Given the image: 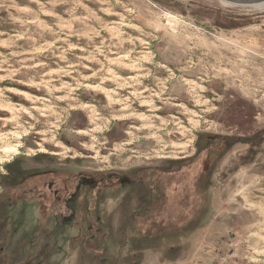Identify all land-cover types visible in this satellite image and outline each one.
I'll list each match as a JSON object with an SVG mask.
<instances>
[{"label":"rangeland","instance_id":"1","mask_svg":"<svg viewBox=\"0 0 264 264\" xmlns=\"http://www.w3.org/2000/svg\"><path fill=\"white\" fill-rule=\"evenodd\" d=\"M41 260L264 264V1L0 0V264Z\"/></svg>","mask_w":264,"mask_h":264},{"label":"trees","instance_id":"2","mask_svg":"<svg viewBox=\"0 0 264 264\" xmlns=\"http://www.w3.org/2000/svg\"><path fill=\"white\" fill-rule=\"evenodd\" d=\"M81 181V180H80ZM78 189V188H77ZM118 189H119V187H118ZM127 190H128V192H129V188H125L123 191H126L127 192ZM66 193H68V191H67V189H65L64 190ZM58 195V194H57ZM127 197L129 198V200H131L132 199V197H131V194H127ZM150 198V197H149ZM57 203H58V201H57ZM136 212L137 211H135V209H133V211H132V214L128 217L129 218V220H132L133 219V217L135 216V214H136ZM127 218V219H128ZM75 223H76V217H75V214H74V210H72V211H69V214L68 215H64V214H56L55 216H54V231L53 232H57V231H60V230H65V229H67V228H76L77 226L75 225ZM76 227H75V226ZM44 227V231H46V228H45V226H42L41 228H40V224H38V225H36V227L35 228H33L32 230H31V232H35L36 231V234H37V232L38 231H40L41 232V229ZM49 230V228L47 229V231ZM127 232H128V230H127ZM49 233H51V232H49ZM120 248H121V246H120ZM121 251H122V248H121ZM120 251V252H121ZM120 256V255H119ZM41 264H42V260H41Z\"/></svg>","mask_w":264,"mask_h":264},{"label":"water","instance_id":"3","mask_svg":"<svg viewBox=\"0 0 264 264\" xmlns=\"http://www.w3.org/2000/svg\"><path fill=\"white\" fill-rule=\"evenodd\" d=\"M232 1L256 3V2H263L264 0H232Z\"/></svg>","mask_w":264,"mask_h":264},{"label":"flooded vegetation","instance_id":"4","mask_svg":"<svg viewBox=\"0 0 264 264\" xmlns=\"http://www.w3.org/2000/svg\"><path fill=\"white\" fill-rule=\"evenodd\" d=\"M52 188H53V186L51 185V186H50V189H52ZM55 195H57V194H55Z\"/></svg>","mask_w":264,"mask_h":264}]
</instances>
